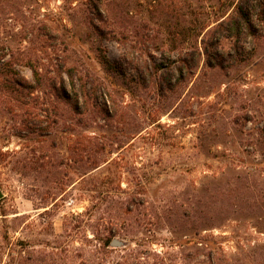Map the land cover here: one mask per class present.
<instances>
[{
  "label": "rangeland",
  "instance_id": "obj_1",
  "mask_svg": "<svg viewBox=\"0 0 264 264\" xmlns=\"http://www.w3.org/2000/svg\"><path fill=\"white\" fill-rule=\"evenodd\" d=\"M87 4L0 0V264H264V0Z\"/></svg>",
  "mask_w": 264,
  "mask_h": 264
},
{
  "label": "trees",
  "instance_id": "obj_2",
  "mask_svg": "<svg viewBox=\"0 0 264 264\" xmlns=\"http://www.w3.org/2000/svg\"><path fill=\"white\" fill-rule=\"evenodd\" d=\"M87 1V7L86 10L88 11V13H90L91 15H97L99 17V23L102 24L103 26H105L108 29V25H112L109 22L112 20L113 25H117V20L123 16L124 12H123V0H86ZM93 23V19L89 18L88 24L91 26V24ZM109 30V29H108ZM109 35L110 37H112L113 39H115L117 42H122L123 41V47H125V34H124V30L119 29H110L108 33H106V35ZM104 35V34H103ZM102 37V36H101ZM104 37V36H103ZM108 37V36H106ZM101 39L99 37V40L97 42V47L99 49V55H100V60L101 63L103 64L104 68L107 71H111L117 74H121V68L119 66H117L116 64L112 63L109 58L106 56V54L103 52L101 47ZM67 74L69 75L68 77L70 79H72L74 77V72H72L70 69H68ZM76 76V75H75ZM123 77H125L124 71H123ZM78 81L80 82L81 86H80V96L84 98L88 97L90 98V90L88 89V86H90V89L92 87L93 90H97L99 91L100 89V85L98 86H92L93 82L90 81L83 83L81 77L78 78ZM89 83V84H88ZM17 85H19L20 87H24V84L20 83H16ZM1 88H5L9 91H11L12 93H18L17 88L14 87V85L10 82H3L1 84ZM85 101L83 100V104L77 105L75 109L77 116H80V120L82 121V117L83 116H88L89 114H87V109L85 106ZM107 113V110H105ZM83 139H81L78 142L77 147L74 148V151L77 155V163H79L80 168L83 169L85 171V173H87V170L91 167L92 165V161H93V156L94 154L98 153L99 150V146H97L96 144H94L91 141V138L89 136H82Z\"/></svg>",
  "mask_w": 264,
  "mask_h": 264
},
{
  "label": "water",
  "instance_id": "obj_3",
  "mask_svg": "<svg viewBox=\"0 0 264 264\" xmlns=\"http://www.w3.org/2000/svg\"><path fill=\"white\" fill-rule=\"evenodd\" d=\"M2 196H1V194H0V198H1Z\"/></svg>",
  "mask_w": 264,
  "mask_h": 264
}]
</instances>
